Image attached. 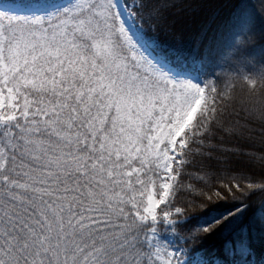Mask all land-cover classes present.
<instances>
[{
  "label": "snow or ice",
  "instance_id": "1",
  "mask_svg": "<svg viewBox=\"0 0 264 264\" xmlns=\"http://www.w3.org/2000/svg\"><path fill=\"white\" fill-rule=\"evenodd\" d=\"M199 6L0 0V264H264V0Z\"/></svg>",
  "mask_w": 264,
  "mask_h": 264
},
{
  "label": "trees",
  "instance_id": "2",
  "mask_svg": "<svg viewBox=\"0 0 264 264\" xmlns=\"http://www.w3.org/2000/svg\"><path fill=\"white\" fill-rule=\"evenodd\" d=\"M229 2H235V0H197V3L200 4L201 6L194 8L192 12L189 14V24L182 36V39L184 40L187 47L192 49L198 47L196 33L199 31L201 24L207 22L209 29L214 27L213 21L222 18L223 16L226 15L227 12V8L221 5H226ZM259 27L261 26L258 25V29ZM257 43L259 46V41ZM171 46L172 45L170 42H165V44L162 45L161 47H163L164 51H166V49L170 48ZM237 94L238 95L240 94L239 86L237 88ZM258 171L259 170H257V174ZM188 182L190 181L186 179L185 183ZM185 195L187 194L181 192L180 194H178L177 199L180 200ZM259 199H260L259 194L253 197L254 203L253 206L249 209V214L252 211H255V207L258 206ZM230 206L231 205L228 203H221L218 206V210L223 211ZM202 246L209 251H218L220 248V238L216 235H210L203 241ZM260 255H264V249H261L259 247V244L257 243V256Z\"/></svg>",
  "mask_w": 264,
  "mask_h": 264
},
{
  "label": "rangeland",
  "instance_id": "3",
  "mask_svg": "<svg viewBox=\"0 0 264 264\" xmlns=\"http://www.w3.org/2000/svg\"><path fill=\"white\" fill-rule=\"evenodd\" d=\"M163 52H164V51H163L162 49H158V50H157V54H163Z\"/></svg>",
  "mask_w": 264,
  "mask_h": 264
}]
</instances>
